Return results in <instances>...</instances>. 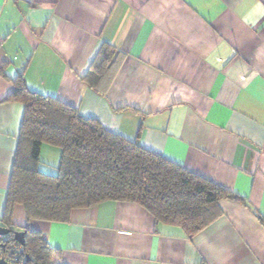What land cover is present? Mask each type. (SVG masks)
Masks as SVG:
<instances>
[{
  "label": "crops",
  "instance_id": "crops-1",
  "mask_svg": "<svg viewBox=\"0 0 264 264\" xmlns=\"http://www.w3.org/2000/svg\"><path fill=\"white\" fill-rule=\"evenodd\" d=\"M0 66V216L20 73L28 89L245 200L220 199L192 236L133 201L73 208L66 222L27 221L16 205L14 229L41 233L57 263L264 264V0H0ZM88 73H100L95 85Z\"/></svg>",
  "mask_w": 264,
  "mask_h": 264
},
{
  "label": "trees",
  "instance_id": "trees-1",
  "mask_svg": "<svg viewBox=\"0 0 264 264\" xmlns=\"http://www.w3.org/2000/svg\"><path fill=\"white\" fill-rule=\"evenodd\" d=\"M89 75L85 80L95 85L100 73L93 79ZM12 81L8 100L22 102L24 111L0 226L15 230L16 205L23 208L27 221L66 222L73 208L114 199L136 202L157 223L179 226L192 236L220 215V199L245 202L236 193L107 130L97 119L80 115L75 107L28 89L22 73ZM44 143L60 151L54 172L41 169ZM22 229V246L30 258L26 264H59V253L41 233L27 226Z\"/></svg>",
  "mask_w": 264,
  "mask_h": 264
},
{
  "label": "built area",
  "instance_id": "built-area-1",
  "mask_svg": "<svg viewBox=\"0 0 264 264\" xmlns=\"http://www.w3.org/2000/svg\"><path fill=\"white\" fill-rule=\"evenodd\" d=\"M12 238V234H0V259L10 264H26L27 257L23 246L17 241L11 242Z\"/></svg>",
  "mask_w": 264,
  "mask_h": 264
},
{
  "label": "rangeland",
  "instance_id": "rangeland-1",
  "mask_svg": "<svg viewBox=\"0 0 264 264\" xmlns=\"http://www.w3.org/2000/svg\"><path fill=\"white\" fill-rule=\"evenodd\" d=\"M55 149V155L53 154V150ZM59 149L55 146L49 145V144H43L40 159L42 161L41 163V169L48 171V172H54L56 169V166L59 163ZM57 154V155H56Z\"/></svg>",
  "mask_w": 264,
  "mask_h": 264
},
{
  "label": "water",
  "instance_id": "water-1",
  "mask_svg": "<svg viewBox=\"0 0 264 264\" xmlns=\"http://www.w3.org/2000/svg\"><path fill=\"white\" fill-rule=\"evenodd\" d=\"M0 234L1 235L12 234L14 240L19 242L21 245H24V235H25L24 230H11L7 227L0 226ZM29 259H30L29 256H27V260ZM0 264H10V263L6 262L3 259H0Z\"/></svg>",
  "mask_w": 264,
  "mask_h": 264
}]
</instances>
